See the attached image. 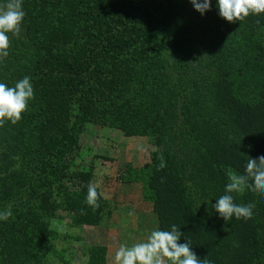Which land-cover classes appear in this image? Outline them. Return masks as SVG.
Masks as SVG:
<instances>
[{"label": "trees", "instance_id": "16d2710c", "mask_svg": "<svg viewBox=\"0 0 264 264\" xmlns=\"http://www.w3.org/2000/svg\"><path fill=\"white\" fill-rule=\"evenodd\" d=\"M23 9L0 82L28 76L34 99L0 127V210L12 211L0 220V264H51L49 252L73 264L57 253L59 209L75 225L110 214L106 200L95 211L86 203V172L76 173L79 192L61 185L79 129L97 117L155 145L133 180L149 181L160 230L177 225L179 243L212 264H264V194H232L255 203L250 219L226 222L212 207L227 169L244 174L264 155V13L228 22L218 0L204 14L191 0H23ZM85 248L88 264L106 262V246Z\"/></svg>", "mask_w": 264, "mask_h": 264}, {"label": "rangeland", "instance_id": "374dc122", "mask_svg": "<svg viewBox=\"0 0 264 264\" xmlns=\"http://www.w3.org/2000/svg\"><path fill=\"white\" fill-rule=\"evenodd\" d=\"M77 134L79 148L70 158L66 180L61 185L69 192H79L85 181L76 173L86 172L89 184L97 185V191L103 193L100 198L107 201L110 214L105 212L98 224L75 225L74 214L60 208L52 228L59 235L54 237L57 253L72 259L73 264H88L86 244L104 245V264H116L115 253L122 244L145 241L151 231L159 229L149 181L143 184L133 180L136 170L151 163L155 145L149 136L128 134L100 117L87 121ZM57 196L61 197V193ZM49 255L51 264L61 263L57 255Z\"/></svg>", "mask_w": 264, "mask_h": 264}, {"label": "clouds", "instance_id": "9594fccd", "mask_svg": "<svg viewBox=\"0 0 264 264\" xmlns=\"http://www.w3.org/2000/svg\"><path fill=\"white\" fill-rule=\"evenodd\" d=\"M191 2L201 14L211 8V0H203V2L191 0ZM218 7L220 16L228 22L242 21L250 14L264 13V0H218ZM25 15L23 0H4L0 3V61L9 55L11 44L9 33L19 37ZM32 99H34V88L30 77L25 76L12 87L0 82V127L6 121H11L12 124L20 121ZM158 159L159 171L166 167V162L162 154ZM226 175L228 183L225 194L219 197L212 207L226 222L231 221L233 217L250 219L255 203L237 204L232 194H243L246 189L264 194V155L259 158L250 157L244 174L229 168ZM102 195L103 193L97 191V185L90 183L86 203L95 211L100 207L99 199ZM11 216L10 207L0 210V220H7ZM182 235L180 228L175 224L171 226V230H153L145 241L131 246L122 244L115 253L116 264H212L207 257L201 259L192 251L189 240L186 243H179Z\"/></svg>", "mask_w": 264, "mask_h": 264}]
</instances>
